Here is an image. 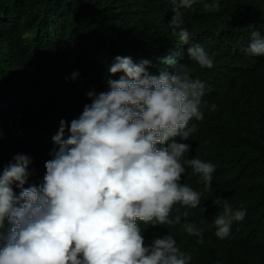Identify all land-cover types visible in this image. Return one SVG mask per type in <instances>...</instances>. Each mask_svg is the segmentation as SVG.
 Returning a JSON list of instances; mask_svg holds the SVG:
<instances>
[{
    "label": "clouds",
    "instance_id": "1",
    "mask_svg": "<svg viewBox=\"0 0 264 264\" xmlns=\"http://www.w3.org/2000/svg\"><path fill=\"white\" fill-rule=\"evenodd\" d=\"M201 1L171 0L169 26L188 45L189 59L212 68L209 50L190 43L183 27L181 9L198 11ZM201 7L207 26L231 30L217 4ZM262 9L264 0L257 15L244 14L231 30L235 53L223 69L233 88L251 82L243 102L261 86L255 77L264 63ZM169 64L172 71L154 75L149 60L116 56L101 81L108 90L89 91L91 103L75 102L61 114L40 153L17 148L0 159V264H214L203 252L194 258L170 234L146 242L140 228L182 222L203 244L204 220L215 217L208 233L229 241L233 221L247 214L244 204L225 197L236 193L221 186V175L234 169L233 154L207 140V127L199 144L191 143L193 120L204 119L206 83L186 64Z\"/></svg>",
    "mask_w": 264,
    "mask_h": 264
},
{
    "label": "trees",
    "instance_id": "2",
    "mask_svg": "<svg viewBox=\"0 0 264 264\" xmlns=\"http://www.w3.org/2000/svg\"><path fill=\"white\" fill-rule=\"evenodd\" d=\"M204 2L210 8L217 4L234 30L244 14L257 15L262 0H202L198 11L181 9L190 43L200 42L209 50L212 68L189 59L188 45L180 42L178 30L173 34L171 0H0V159L17 148L40 153L61 114L75 102L82 108L91 103L89 91L108 90L101 81L116 56L135 63L147 59V70L154 75L172 71L169 61L184 63L192 78L206 83L204 119L193 120L198 129L191 143L197 146L207 127V140L233 154L231 176L223 174L220 181L236 193H226L228 200L245 205L246 220L233 221L229 241H219L208 233L216 229L215 217L207 218L203 244L183 230L182 222L140 228L146 242L170 234L194 258L203 252L214 264H264V63L256 69L260 88L243 102L251 82L233 88L223 79L235 53L233 33L206 25ZM74 72L78 76L72 79ZM176 215L171 212L170 219Z\"/></svg>",
    "mask_w": 264,
    "mask_h": 264
}]
</instances>
